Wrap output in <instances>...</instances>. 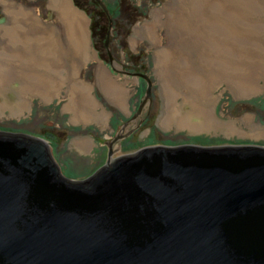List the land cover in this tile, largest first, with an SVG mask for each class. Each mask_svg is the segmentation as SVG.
Wrapping results in <instances>:
<instances>
[{
    "label": "water",
    "instance_id": "95a60500",
    "mask_svg": "<svg viewBox=\"0 0 264 264\" xmlns=\"http://www.w3.org/2000/svg\"><path fill=\"white\" fill-rule=\"evenodd\" d=\"M121 138L70 178L45 139L0 131V264H264V144Z\"/></svg>",
    "mask_w": 264,
    "mask_h": 264
},
{
    "label": "rangeland",
    "instance_id": "374dc122",
    "mask_svg": "<svg viewBox=\"0 0 264 264\" xmlns=\"http://www.w3.org/2000/svg\"><path fill=\"white\" fill-rule=\"evenodd\" d=\"M78 1L85 9L75 3L73 5L78 7V11L81 9L87 17L91 47L84 63L82 61L79 63L82 64L77 68V76L92 88L91 94L98 103L99 115L81 118L79 110L81 103L76 94L71 98L67 87L68 79L58 90L59 93L52 92L53 95L51 92L49 95H43L40 91L30 89L27 91L23 88V78L24 80L30 78L33 80L32 84L36 85L35 81L42 77L44 69L27 71L29 74L26 72L22 76L18 73L16 61L19 58L12 54L13 49L16 45L21 47L20 44L25 41L29 45L32 44L29 47L34 49L45 40L40 33L29 35L23 32L21 27L12 26L3 31L2 28L8 27L10 23L5 2H8V8L22 6L24 9L32 10L43 24L60 31V36L65 41L64 27L57 12L48 5V0H0V44L4 46L5 51H11L5 57L3 53L6 66L1 73L4 82L0 85V128L7 131L12 129L11 132L15 129L32 132L34 129L41 131L48 126L52 127L61 137V141L50 140L51 142H48L50 150L60 165V170L70 178L86 177L105 161L106 141L116 135L118 125L125 124L121 132L127 133L121 138L120 148L116 154L158 143L264 144V133L257 132L258 129L264 130V0L263 2L240 0L243 3L232 0L231 8L235 14L236 10H239L236 8L238 4H242L246 11L247 9L249 11L247 15L249 30L244 31L245 38L239 47L234 37L229 42L228 38H223V31L220 28L211 31L202 42H196L188 35H183L184 33L178 35L176 28H172L175 25L182 23L188 27L203 25L202 21L190 18L194 1L189 6L185 5L187 7L181 9L183 12L178 11L180 14H185L186 9L191 12L189 15L183 14L184 16L177 13L180 0ZM235 1H239L238 4ZM207 4L208 0L203 3L206 9ZM195 11L197 15L203 8ZM91 16L96 25L94 40L90 28ZM109 16H112L111 23L108 22ZM200 19L206 20L203 16ZM219 22L224 21L220 19ZM107 23L111 24V27L106 29V32L109 29V49L104 43L105 31L100 32L103 29L101 25ZM145 26L149 27L151 32L148 33ZM181 27L184 29V25ZM239 29L241 30V27ZM239 29H235L238 31L237 34L240 32ZM6 57H9L8 61ZM242 57L247 60L246 66L244 65L247 75L249 79L251 77V83H255V86H252L253 90L248 88V91L238 92L233 83L220 78L212 85H205L206 97L198 98V101L221 121L220 123L235 124L234 129H225L224 126L217 128L212 126V119L205 122L208 120L204 119L203 114L192 110L190 94L204 87L209 70L216 69L221 72L220 74H230L228 69L236 67L239 58ZM159 58L163 62L162 66L166 68L163 76L158 66ZM70 59L71 56L66 57L67 62ZM255 59L262 61L263 64L262 68H257V73L251 65ZM101 67L107 69L115 84L125 88V92L120 94L119 101L109 97L98 82L97 74ZM164 76L166 79L169 78L170 83V87L166 89L167 95L169 94L167 98L163 84ZM146 77L151 81L148 99H144ZM38 85H41L40 81ZM22 98L24 106L17 108L14 104ZM68 102L71 105L67 106ZM141 102L142 106L138 111ZM166 105L174 119L163 123ZM137 112L134 119L127 118ZM177 116L180 118L176 119ZM84 138L88 140L86 145H79Z\"/></svg>",
    "mask_w": 264,
    "mask_h": 264
},
{
    "label": "bare ground",
    "instance_id": "6f19581e",
    "mask_svg": "<svg viewBox=\"0 0 264 264\" xmlns=\"http://www.w3.org/2000/svg\"><path fill=\"white\" fill-rule=\"evenodd\" d=\"M180 1H179L180 5L177 9V13L179 14V16L180 15L184 16L186 13H187V15H189L191 12L187 9L184 11L185 12V14L183 13L184 15L180 14V12L182 11L181 9L184 10V8L187 7L185 5L189 6L191 4V2L194 1V3H192V7H193L192 12L194 13V15H193V13H191L190 18L191 19L196 18V19L202 21L203 25L200 27L192 26V25H191V27H188L187 24L182 23L181 25L182 26L184 25V29L181 27V25H175L172 28H176L175 30L179 36H181L182 33H184L183 35H186V36L188 35V37H190L192 40H194L196 42L197 41L202 42L203 40H206V36L209 35L211 33V31H217V28H220L221 31H223V38L224 37L226 39L228 38V42L232 41L233 37L236 40V43H238L237 44L238 47L243 42V40L245 38V35L243 36V33H245L244 31L247 32V30H249L248 29L249 24L247 21V15H248L249 11H248V9L246 11V7H244L242 4L241 5L238 4V2L240 0L237 2L235 1V3L238 4L236 6V8L239 9V10H236V14L233 11V9L231 8V7H233V6H231L232 0H220V1L219 0H208L207 9L205 7H203V3H206L207 0H180ZM262 2H263V0H262ZM241 3H243V2H241ZM5 4H6V9L8 11V14H9L10 23L8 24V27L5 26L2 28L3 31H5L6 29H10V27H12V26L21 27L20 29H23L24 30L23 32L28 33L29 35L33 34V36H34V34L38 35V33H40L42 35L43 39L45 40V42L42 45H39L34 49H33V47H29L32 44L29 45L28 42H26V41L24 43L20 44L21 47L16 45V47H14V49H13L14 52H12V54L17 55V57L19 58L16 61L17 65L16 64L15 65L18 66V68H19L18 73H20L22 76H23V74H26L27 71L32 72L38 68L44 69L42 77L37 78L38 80L35 81L37 83L36 85L32 84L33 80H31L30 78H29V80H27V79L24 80V78H23L22 79L23 80V82H22L23 88L26 89L27 91L29 89L30 90H36L37 92L40 91V93H42L43 95H47V94L49 95V92H51V94H52V92L53 93L58 92V90L60 89L62 84L65 82V80L68 79L69 86H67V87H68L69 93L71 94V98L75 97V94H76L78 96V100L81 103V106H80L81 108L79 109L81 118H85V119L86 118H92V117L96 116V114L98 116L99 115V112L97 110L98 103L96 102L95 98L91 94L92 88L90 87V85L88 83L84 82L83 80H81L77 76V72H78L77 68H78V66H80L82 64L81 63L79 65V63H80V61L83 62L86 59V56L89 53V48L91 47L89 44L90 41L88 38L89 32H88L87 23H86L87 17H85L86 15L84 14V12L81 10L78 11V8H76L73 5L72 0H48V5L51 6L57 12L58 17L62 21V24L64 27L63 31H64L65 37H66L65 41H64L60 36V31H56V29L54 27H50V26L43 24L41 22L40 18L32 10L24 9L22 6H18L16 8L15 7L8 8V6H7L8 2H5ZM200 8H203V11L199 12L196 15L195 10L200 9ZM178 11H180V12H178ZM205 15H207L208 17H206ZM202 16L206 20L200 19ZM220 19H222V21H224V22H219ZM194 24H195V21H194ZM240 27H241V30L239 29ZM145 28L149 33V31H150L149 27L145 26ZM237 28L240 31L238 34L236 33L237 30L235 31V29H237ZM252 31H254V30H252ZM256 33H257V31H256ZM251 34H252V32H251ZM248 36H250V35H248ZM28 40H30V39H28ZM106 45H108V43ZM33 46H34V44H33ZM259 47H260V45H259ZM3 48H4V46L2 44H0V85H1V82H4V81H2L4 79L1 76L2 70L6 66L4 64V62H5L4 57L6 56V54L11 53V51H9V50L5 51V49H3ZM3 53H4V57H3ZM8 56H10V55H8ZM68 56H71V59L69 62H67V60H66V57H68ZM6 58L8 61L9 57H6ZM238 61H239L238 65L236 67L228 69V70L232 71V72L228 71V73H230V74H226V73L220 74L221 72L216 70V69L209 70V72H207V77H206V81H205L206 83L204 82V85H203L204 87L200 88L198 91H192V93L190 94L189 99L191 100L192 110L203 114L204 119L208 120L205 122H210V119H212L213 120L212 126H215L217 128H221V126L222 127L224 126L225 129L226 128L234 129L235 124L224 123V122H223L224 124L220 123L221 121H219L217 117H214L212 114L213 112L206 109L205 105H203L202 103H200L198 101L199 100L198 98L206 97L205 85H207V84L212 85L220 78L221 79H223V78L227 79L229 82L233 83L234 86L237 88L238 92L239 91L242 92L243 90L248 91V88L253 90L254 87H252V86H255V83H251V81H250L251 77L249 79V77L247 75V69L244 67L245 63L247 62L246 58L245 57L244 58L242 57L241 59L239 58ZM252 61L253 62H251V65L253 66L254 71L257 73L258 72L257 68L260 69L261 65H263L262 61H259L256 59L252 60ZM158 64H160V65H158L160 71L162 70V72H163L164 70H166V68H164L162 66L163 62H162L161 58H159ZM187 64H188V62H187ZM185 65H186V63H185ZM188 66H189V64H188ZM216 67H214V68H216ZM220 67H222V66L220 65ZM104 68L101 67L98 70L99 71L97 74L98 82L100 83L101 87L107 93V95L109 97H111L114 101H119L121 98L120 94H123L122 92H125V88L123 86H121L120 84H115L114 80L111 78L107 69H104ZM208 69H212V68H208ZM36 71H35V73H36ZM28 72H27V75L29 74ZM223 72H225V71H223ZM163 75H164V72L162 73V76ZM168 79H166V76L163 77V80H164L163 84H164V91L166 92L165 93L166 98L169 95V94L167 95L166 89H168L170 87L169 86L170 83H169ZM39 81L41 82V85H38ZM37 85L39 86L38 88L36 87ZM205 103H206V101H205ZM4 105H5V103H4ZM14 105L17 108L23 107L24 106L23 98H22V100H18ZM66 105L68 106L71 104H70V102H68V103H66ZM72 105H73V103H72ZM167 107H168V105H166V110H165V113L162 117L163 123H168L171 121V119H174L173 115L168 111L169 108H167ZM69 110H70V108H69ZM18 113H19V111H18ZM178 118H180V117L177 116L176 119H178ZM257 132L258 133H262V132L264 133V130L258 129ZM117 133H119L122 136H125V134H126V133H122L121 130H118ZM44 139L46 141L47 140H54V141L58 140L52 134H47ZM87 141L88 140H85V138H84L79 142V145H81V146L86 145Z\"/></svg>",
    "mask_w": 264,
    "mask_h": 264
},
{
    "label": "flooded vegetation",
    "instance_id": "af4514ba",
    "mask_svg": "<svg viewBox=\"0 0 264 264\" xmlns=\"http://www.w3.org/2000/svg\"><path fill=\"white\" fill-rule=\"evenodd\" d=\"M111 25V24H110ZM111 26H109V28H110ZM108 32H109V29H108ZM107 32V33H108ZM105 43V42H104ZM105 46H107V48L109 49V47H108V45H106L105 44ZM138 114V112L137 113H133V115L132 116H129V117H127V118H130V119H134L135 117H136V115ZM130 121V120H129ZM125 125V124H124ZM123 125V126H124ZM123 126H120V125H118V130H123L122 128H123ZM131 127V126H130ZM10 131H8V132H11L12 131V129H9ZM128 130H129V128H128ZM0 131H7V129H3V128H0ZM14 132L13 133H16V132H18V133H24V134H29V135H32V136H35V137H38V138H45V136L47 135V134H52L53 136H55L58 140L57 141H61V137L54 131V129L52 128V127H50V126H48L46 129L44 128L43 130H36L35 131V129H34V131H32V132H29V131H24V130H22V129H15V130H13ZM122 133H127V131L125 132H122ZM48 142H51L50 140H47ZM49 147H50V145H49ZM51 149V148H50ZM51 153H52V151H51ZM53 155V154H52ZM61 172H62V170H61ZM63 173V172H62Z\"/></svg>",
    "mask_w": 264,
    "mask_h": 264
},
{
    "label": "trees",
    "instance_id": "16d2710c",
    "mask_svg": "<svg viewBox=\"0 0 264 264\" xmlns=\"http://www.w3.org/2000/svg\"><path fill=\"white\" fill-rule=\"evenodd\" d=\"M73 1V0H72ZM73 3H75L77 6H79V7H81V8H83V9H85V7H83V5H82V3H80L78 0H74L73 1ZM74 4V5H75ZM75 5V6H76ZM78 8V7H77ZM88 14H90V13H88ZM110 18L108 19V22H111V17L112 16H109ZM113 19V18H112ZM109 25H110V23H107V24H104V25H101V28H103L102 29V31H100L101 33H104V31H105V34L107 35V32H108V30H107V32H106V29L107 28H109ZM90 28H91V34H92V36H93V40H94V36H95V29H96V25H95V22H94V20H93V17L91 16V24H90ZM128 30V29H127ZM95 33V34H94ZM106 35H105V38H106ZM104 42H105V40H104Z\"/></svg>",
    "mask_w": 264,
    "mask_h": 264
}]
</instances>
